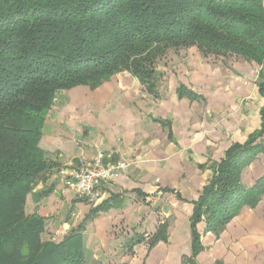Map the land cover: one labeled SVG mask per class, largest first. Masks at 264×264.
<instances>
[{"label": "crops", "instance_id": "0c3cea01", "mask_svg": "<svg viewBox=\"0 0 264 264\" xmlns=\"http://www.w3.org/2000/svg\"><path fill=\"white\" fill-rule=\"evenodd\" d=\"M261 68L191 46L170 49L158 62L153 92L129 71L95 88L58 91L39 139L56 167L26 200V213L44 218L43 240L78 235L83 264H264V196L219 235L199 223L203 249L195 257L191 229L194 203L226 151L262 129ZM98 149L131 163L105 187L103 201L113 205L99 210L101 203L81 199L61 174L80 157L93 161ZM263 176L264 152L242 182L251 187Z\"/></svg>", "mask_w": 264, "mask_h": 264}, {"label": "trees", "instance_id": "16d2710c", "mask_svg": "<svg viewBox=\"0 0 264 264\" xmlns=\"http://www.w3.org/2000/svg\"><path fill=\"white\" fill-rule=\"evenodd\" d=\"M191 46L257 63L264 96V0H0V264L84 263L81 237L44 241V218L26 213L27 195L56 167L39 139L57 92L95 88L122 71L153 92L158 62ZM262 120L226 151L194 203L192 257L203 249L199 223L219 235L264 196V176L251 187L242 182L264 152V108Z\"/></svg>", "mask_w": 264, "mask_h": 264}, {"label": "built area", "instance_id": "2783aa9c", "mask_svg": "<svg viewBox=\"0 0 264 264\" xmlns=\"http://www.w3.org/2000/svg\"><path fill=\"white\" fill-rule=\"evenodd\" d=\"M130 164L124 159L112 160L108 152L98 149L93 161L80 157L77 163L62 169L61 174L67 187L73 189L81 199L97 205L103 202L105 187L116 181Z\"/></svg>", "mask_w": 264, "mask_h": 264}]
</instances>
